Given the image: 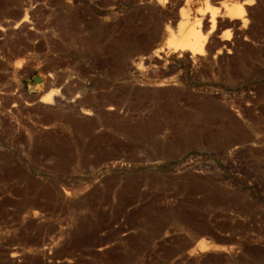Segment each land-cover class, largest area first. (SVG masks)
<instances>
[{
    "label": "rangeland",
    "instance_id": "374dc122",
    "mask_svg": "<svg viewBox=\"0 0 264 264\" xmlns=\"http://www.w3.org/2000/svg\"><path fill=\"white\" fill-rule=\"evenodd\" d=\"M0 264H264V0H0Z\"/></svg>",
    "mask_w": 264,
    "mask_h": 264
},
{
    "label": "bare ground",
    "instance_id": "6f19581e",
    "mask_svg": "<svg viewBox=\"0 0 264 264\" xmlns=\"http://www.w3.org/2000/svg\"><path fill=\"white\" fill-rule=\"evenodd\" d=\"M208 5H203L202 7L199 6L197 8L199 10L200 16H197V20H188L184 23L179 24V28L176 35H171L170 38L167 40V45L169 49H179L180 51H189L190 54L201 53L202 52V45L204 39H201V33L196 30V26L200 23V19L202 15L206 11L205 9ZM226 15L229 18H239L242 10L241 6L238 4H229L226 6ZM185 15V13H183ZM211 25L209 31L213 28V14L210 15ZM244 22V21H242ZM208 31V32H209ZM160 50V49H159ZM156 51V50H155ZM158 51V50H157Z\"/></svg>",
    "mask_w": 264,
    "mask_h": 264
},
{
    "label": "water",
    "instance_id": "95a60500",
    "mask_svg": "<svg viewBox=\"0 0 264 264\" xmlns=\"http://www.w3.org/2000/svg\"><path fill=\"white\" fill-rule=\"evenodd\" d=\"M33 80L34 81H38L39 80V77L38 76H33Z\"/></svg>",
    "mask_w": 264,
    "mask_h": 264
}]
</instances>
